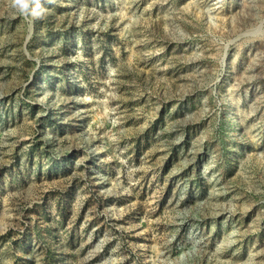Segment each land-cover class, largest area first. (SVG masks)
<instances>
[{
    "label": "rangeland",
    "instance_id": "374dc122",
    "mask_svg": "<svg viewBox=\"0 0 264 264\" xmlns=\"http://www.w3.org/2000/svg\"><path fill=\"white\" fill-rule=\"evenodd\" d=\"M0 264H264V0H0Z\"/></svg>",
    "mask_w": 264,
    "mask_h": 264
}]
</instances>
